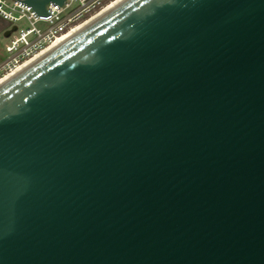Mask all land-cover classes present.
Instances as JSON below:
<instances>
[{
    "label": "water",
    "instance_id": "1",
    "mask_svg": "<svg viewBox=\"0 0 264 264\" xmlns=\"http://www.w3.org/2000/svg\"><path fill=\"white\" fill-rule=\"evenodd\" d=\"M0 264H264V0H121L2 82Z\"/></svg>",
    "mask_w": 264,
    "mask_h": 264
},
{
    "label": "built area",
    "instance_id": "2",
    "mask_svg": "<svg viewBox=\"0 0 264 264\" xmlns=\"http://www.w3.org/2000/svg\"><path fill=\"white\" fill-rule=\"evenodd\" d=\"M114 0H62L59 6L51 1L44 5L50 13L36 16L25 3L0 0V18L8 26L0 56V78L16 70L60 36L89 19Z\"/></svg>",
    "mask_w": 264,
    "mask_h": 264
},
{
    "label": "bare ground",
    "instance_id": "3",
    "mask_svg": "<svg viewBox=\"0 0 264 264\" xmlns=\"http://www.w3.org/2000/svg\"><path fill=\"white\" fill-rule=\"evenodd\" d=\"M120 1L121 0H114V1H112L111 3H109L108 5H106L103 9H101L99 12H97L96 14H94L92 17H90L89 19L81 22L80 24H78L77 26H75L74 28H72L71 30H69L68 32H66L65 34H63L62 36H60L58 39H56L54 42H52L48 47H46L43 50H41L39 53H37L35 56H33L30 60H28L27 62H25L21 66H19L16 70H14V71L8 73L7 75H5L4 77L0 78V84L2 82H4L7 78H9L10 76H12L13 74H15L16 72H18L19 70H21L23 67H25L26 65L30 64L34 60H36L38 57H40L41 55H43L48 50L54 48L55 46H57L61 42H64L67 38H69L75 32H77L78 30H80L83 26H85L86 24H88L89 22H91L94 18H96L97 16L101 15L102 13H104L105 11H107L108 9H110L111 7L115 6Z\"/></svg>",
    "mask_w": 264,
    "mask_h": 264
},
{
    "label": "rangeland",
    "instance_id": "4",
    "mask_svg": "<svg viewBox=\"0 0 264 264\" xmlns=\"http://www.w3.org/2000/svg\"><path fill=\"white\" fill-rule=\"evenodd\" d=\"M6 32L8 33V26L0 20V56L4 55V52H2V43L4 41V37L6 36Z\"/></svg>",
    "mask_w": 264,
    "mask_h": 264
}]
</instances>
